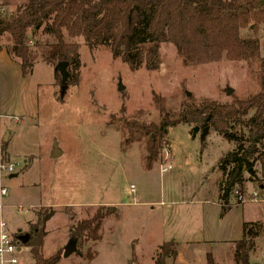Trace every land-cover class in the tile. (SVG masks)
Masks as SVG:
<instances>
[{"label":"rangeland","instance_id":"rangeland-1","mask_svg":"<svg viewBox=\"0 0 264 264\" xmlns=\"http://www.w3.org/2000/svg\"><path fill=\"white\" fill-rule=\"evenodd\" d=\"M24 1L0 0V13L3 8L14 12ZM240 32L249 34L248 29ZM259 40L264 57V24ZM6 41L1 38L0 44ZM78 42V81L66 83L62 97L60 77L40 57L41 50L26 73L17 58L4 47L0 51V158L22 163L20 171L1 177L6 189L2 218L9 231L25 235L38 209H53L42 254L59 252L57 264H153L157 247L169 240L177 243V256L167 264H207L208 256L212 264H235L243 222L259 221L249 264H264V177L257 155L250 159L253 175L244 172L242 199L234 189L230 208L222 210L218 163L236 143L224 140L210 124L202 137L204 126L198 124L194 133V124L179 123L168 127L158 159L147 167L145 138L125 145L117 119L157 123L153 94L165 99L171 114L203 100L222 104L245 98L259 90L258 61L222 58L184 65L175 47L164 42L157 69L130 70L108 47L88 49ZM231 131L247 134L241 122L232 123ZM54 143L61 154L52 157ZM256 146L264 157V133ZM99 208L104 214L100 239H73L70 227ZM70 240L75 250L64 256ZM20 257L34 264L28 248Z\"/></svg>","mask_w":264,"mask_h":264},{"label":"trees","instance_id":"trees-1","mask_svg":"<svg viewBox=\"0 0 264 264\" xmlns=\"http://www.w3.org/2000/svg\"><path fill=\"white\" fill-rule=\"evenodd\" d=\"M257 1L25 0L14 12H6L1 7L0 39L7 41L5 45L0 44V49L4 47L8 55L19 60L22 73L30 69L37 50H41L40 57L51 66L66 61L70 73L66 83L74 84L80 68L79 39L88 49L97 45L108 47L111 56L120 59L130 70L157 69L159 48L164 42L175 47L184 65L206 64L222 58L258 61L259 90L245 98L222 104L203 100L171 114L165 99L153 94L160 115L157 123L117 118L125 135V145L145 138L147 167L158 159L168 127L179 123L210 124L224 140L236 143L218 163L219 205L225 210L230 208L228 200L234 189L240 194L245 191L244 172L253 175L250 159L254 155L260 159L264 177V157L257 154L256 146L264 133V57L260 55L259 40L264 8L258 7ZM242 29H248L249 34L241 36ZM54 74L57 79L60 77L57 71ZM239 122L247 129V134L231 131L232 123ZM5 146L6 142L2 141V148ZM53 214V209L40 208L35 212V220L28 224L25 246L34 264H57L60 259L59 252L47 257L42 254L45 225ZM103 217L99 208L90 217L78 221L69 229L72 238L98 241ZM259 227V221L243 222L242 237L234 246L235 264H249ZM176 246L174 240L162 242L156 249L153 264L175 260ZM207 264H212L210 256Z\"/></svg>","mask_w":264,"mask_h":264},{"label":"built area","instance_id":"built-area-1","mask_svg":"<svg viewBox=\"0 0 264 264\" xmlns=\"http://www.w3.org/2000/svg\"><path fill=\"white\" fill-rule=\"evenodd\" d=\"M21 168L22 163L3 161L0 158V264H24L20 254L22 249L27 247L21 242V235L12 234L2 218L4 208L2 197L6 194V189L1 184V177L3 174L11 176L20 171ZM130 188L133 189L134 186L130 185ZM239 199H242L241 194H239Z\"/></svg>","mask_w":264,"mask_h":264},{"label":"water","instance_id":"water-1","mask_svg":"<svg viewBox=\"0 0 264 264\" xmlns=\"http://www.w3.org/2000/svg\"><path fill=\"white\" fill-rule=\"evenodd\" d=\"M256 5L258 7H262L264 8V0H258ZM67 62L66 61H60L58 62L55 66H54V71H57L60 75V88H59V95L60 97L63 96L64 94V91H65V88H66V80H67V77L69 75V72L67 71ZM117 89L120 91L123 89V86L122 84L120 83V81L118 82V87ZM231 92V89L228 88L226 93L229 94ZM208 129H209V126H204L202 129H201V136H205L208 132ZM199 130V127L198 126H194L193 127V132L196 133L197 131ZM7 138H8V132H6L3 137H2V141L3 142H6L7 141ZM61 152L58 150L57 146H56V143H54L53 145V150H52V153H51V156L52 157H55V156H58L60 155ZM112 208H109V211H111ZM20 239H21V242L23 244H25L27 242V239H28V235L25 234V235H22L20 236ZM72 250H75V241L74 240H70L67 245L65 246L64 248V256H67Z\"/></svg>","mask_w":264,"mask_h":264},{"label":"crops","instance_id":"crops-1","mask_svg":"<svg viewBox=\"0 0 264 264\" xmlns=\"http://www.w3.org/2000/svg\"><path fill=\"white\" fill-rule=\"evenodd\" d=\"M3 49L1 48L0 51H2Z\"/></svg>","mask_w":264,"mask_h":264}]
</instances>
